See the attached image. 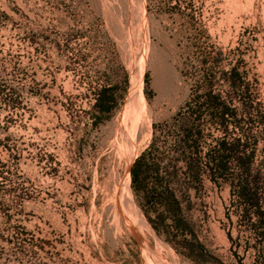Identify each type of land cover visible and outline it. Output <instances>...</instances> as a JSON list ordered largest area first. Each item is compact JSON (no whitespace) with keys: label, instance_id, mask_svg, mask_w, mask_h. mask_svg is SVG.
Instances as JSON below:
<instances>
[{"label":"rangeland","instance_id":"obj_1","mask_svg":"<svg viewBox=\"0 0 264 264\" xmlns=\"http://www.w3.org/2000/svg\"><path fill=\"white\" fill-rule=\"evenodd\" d=\"M0 264H264V0H0Z\"/></svg>","mask_w":264,"mask_h":264},{"label":"trees","instance_id":"obj_2","mask_svg":"<svg viewBox=\"0 0 264 264\" xmlns=\"http://www.w3.org/2000/svg\"><path fill=\"white\" fill-rule=\"evenodd\" d=\"M103 110H107L106 108H102ZM227 109L223 108V114H226L227 113ZM221 147L223 148V150H226V152L228 154L232 153L235 151V149L237 148V145L235 143H232V144H227L225 142H222L221 144ZM147 152L142 154V156L140 158H138L132 168H131V176H132V182L134 183H139L140 182V176L141 174L143 173H147L149 170H150V166L147 164L146 162V158H147ZM241 165H244V163H240ZM217 167L220 169V170H225V162L223 160H220L217 164ZM248 181H246L243 186L241 187V195L244 196L245 200L247 202H252V201H255V198H252V195L249 194L250 192L247 191V187H248ZM253 203V202H252ZM255 203V202H254Z\"/></svg>","mask_w":264,"mask_h":264}]
</instances>
